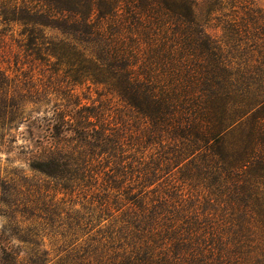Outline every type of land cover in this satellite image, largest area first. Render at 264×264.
<instances>
[{
  "label": "trees",
  "instance_id": "1",
  "mask_svg": "<svg viewBox=\"0 0 264 264\" xmlns=\"http://www.w3.org/2000/svg\"><path fill=\"white\" fill-rule=\"evenodd\" d=\"M0 25V142L47 104L33 174H0L34 207L0 225V264H264V7L0 0ZM51 183L81 208L51 214Z\"/></svg>",
  "mask_w": 264,
  "mask_h": 264
},
{
  "label": "rangeland",
  "instance_id": "2",
  "mask_svg": "<svg viewBox=\"0 0 264 264\" xmlns=\"http://www.w3.org/2000/svg\"><path fill=\"white\" fill-rule=\"evenodd\" d=\"M257 6L264 7V0H254ZM1 27V25H0ZM16 31V27L13 28ZM207 32L212 36L218 37L220 34L219 29L209 26L206 28ZM16 36V32L14 34ZM47 104L45 102H38V103H26L24 109L27 110L24 116L19 119L18 121L14 122L10 128H7V134L5 135L4 142H0V174L1 175H11L15 172L19 174H28L31 175L33 172L28 168V157L31 155V150L34 149V136L38 135L40 128L37 126V119L35 117H39L45 111V107ZM176 172V167H175ZM177 177L178 174L175 173ZM44 177L41 176V179ZM35 180V179H34ZM53 183L50 184L48 190L45 191V194L48 196H43L45 200L48 198H52L54 205L49 206L52 210L57 207L60 209L68 210L69 207H73L76 209L81 208L82 199L72 197L74 200L76 199L75 203L73 200H69V196L67 193L63 192L62 190L53 188ZM44 194V193H43ZM25 195L29 196L28 193ZM17 195L11 194L8 195L0 191V225L2 224H9L10 226H14V222L17 218H25L28 217L30 211L33 210L31 207H23V204L19 203L17 199ZM31 197V196H30ZM45 205L39 204L42 208H49L48 201H45ZM83 206V205H82ZM85 206V205H84ZM22 209V211H20ZM37 210V209H36ZM16 211V212H15ZM24 211V212H23ZM23 216H21V214ZM47 215V213H46ZM40 232V238L43 242V247H45L50 257H54L57 259L59 256L62 255L60 248L62 247V240L60 234L56 232V230H52L49 228H43ZM11 242L14 245L19 244L20 246L27 247L28 244L23 242H17L11 236Z\"/></svg>",
  "mask_w": 264,
  "mask_h": 264
}]
</instances>
